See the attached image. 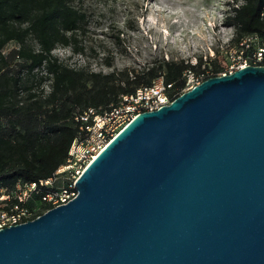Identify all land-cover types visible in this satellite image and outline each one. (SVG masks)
Returning <instances> with one entry per match:
<instances>
[{"label": "water", "instance_id": "95a60500", "mask_svg": "<svg viewBox=\"0 0 264 264\" xmlns=\"http://www.w3.org/2000/svg\"><path fill=\"white\" fill-rule=\"evenodd\" d=\"M0 264H264V64L134 117Z\"/></svg>", "mask_w": 264, "mask_h": 264}, {"label": "trees", "instance_id": "16d2710c", "mask_svg": "<svg viewBox=\"0 0 264 264\" xmlns=\"http://www.w3.org/2000/svg\"><path fill=\"white\" fill-rule=\"evenodd\" d=\"M235 1L226 22L236 26V41L248 32L264 37V0ZM85 18L75 0H0V118L5 119L0 127V185L13 189L19 182L54 176L67 162L75 138L86 133L80 117L90 108L104 113L124 94L166 72L168 81L182 88L185 69L202 68L185 60L110 72L69 66L52 51L57 44L71 45L72 33ZM29 36L36 38L38 48L28 42ZM10 41L18 45L5 51ZM92 121L90 116L87 123ZM36 204L45 206L39 197L30 203Z\"/></svg>", "mask_w": 264, "mask_h": 264}, {"label": "rangeland", "instance_id": "374dc122", "mask_svg": "<svg viewBox=\"0 0 264 264\" xmlns=\"http://www.w3.org/2000/svg\"><path fill=\"white\" fill-rule=\"evenodd\" d=\"M75 3L86 12L85 21L72 33L71 45L57 44L52 51L72 67L110 72L142 69L163 60H185L216 71L226 66L230 51L236 47L237 28L226 22L235 0H75ZM28 42L39 47L33 36H29ZM17 45L16 41H10L5 51ZM49 83L45 84L47 90ZM4 123L5 119L0 118V127Z\"/></svg>", "mask_w": 264, "mask_h": 264}, {"label": "built area", "instance_id": "2783aa9c", "mask_svg": "<svg viewBox=\"0 0 264 264\" xmlns=\"http://www.w3.org/2000/svg\"><path fill=\"white\" fill-rule=\"evenodd\" d=\"M249 64H264V37L257 32H248L240 37L223 69L210 71L206 67L198 70L186 68L183 73L185 85L182 88L175 87L173 82L161 75L151 84L124 94L117 105L104 113L95 114L93 108L85 111L80 118L86 124L80 128L85 129L86 133L75 138L67 162L56 170L54 176L40 181L19 182L13 189L0 185V229L34 219L48 209L73 199L78 193L74 183L85 167L142 111L158 109L208 77L226 75ZM90 116L93 121L87 123ZM36 196L45 204L44 207L30 205Z\"/></svg>", "mask_w": 264, "mask_h": 264}]
</instances>
